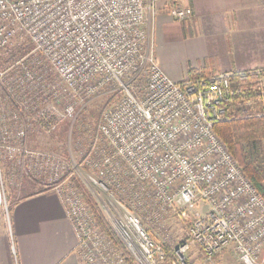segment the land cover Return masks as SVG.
I'll return each instance as SVG.
<instances>
[{"label":"built area","instance_id":"1","mask_svg":"<svg viewBox=\"0 0 264 264\" xmlns=\"http://www.w3.org/2000/svg\"><path fill=\"white\" fill-rule=\"evenodd\" d=\"M150 8L146 0H0V195L6 168L11 187L27 179L61 197L83 264H131L124 251L132 264H192L193 248L214 264L228 247L242 264H264V197L214 131L233 117L235 97L241 116H264V67L171 79L149 43ZM169 14L182 20L191 9ZM16 39L31 47L11 56ZM101 97L97 117L83 122ZM63 124L59 149L42 147Z\"/></svg>","mask_w":264,"mask_h":264},{"label":"crops","instance_id":"2","mask_svg":"<svg viewBox=\"0 0 264 264\" xmlns=\"http://www.w3.org/2000/svg\"><path fill=\"white\" fill-rule=\"evenodd\" d=\"M170 1V8L191 9V15L185 19L191 20L195 30L192 28L187 36L185 29H176L184 32L180 36L183 51L189 53L190 60L197 59L190 69L212 76L264 67V0ZM165 12L157 13L153 24L147 16L148 33L151 26L152 31L156 29L159 17L165 24L175 19ZM154 54L171 79L179 82L188 78V70L174 71L160 62L155 49ZM200 60L202 65L198 63ZM76 245V235L61 197L42 191L14 203L10 238L0 237V264H83Z\"/></svg>","mask_w":264,"mask_h":264},{"label":"trees","instance_id":"3","mask_svg":"<svg viewBox=\"0 0 264 264\" xmlns=\"http://www.w3.org/2000/svg\"><path fill=\"white\" fill-rule=\"evenodd\" d=\"M30 47L31 46L27 40L16 39L14 40L10 48L11 56L22 55L28 49H30ZM202 77L207 78L209 76L198 69L188 70L189 79L193 80ZM95 102V100L92 101L83 109V122H88L89 120H93L97 117L98 111L102 104L100 105V103ZM230 107L235 112L233 117L229 120H224L216 123L214 125V131L219 136V138L227 145L229 151L231 152L237 163L241 166L245 175L256 187L258 192L264 197V116H252L248 118L241 116V111L245 107V105H241V102L237 99V97L232 99ZM252 108L257 111L260 110L261 107L259 104H257ZM65 129V125L63 124L62 127L57 131V139L52 140L51 142L49 141L42 147L50 148L53 150L59 149L57 143H64ZM26 181V185L28 184V187H25L26 185L20 187L19 191L21 194L18 199L43 191V189L36 183L31 182L27 179ZM77 185L82 192L85 202L89 205L100 229L106 235L112 238L120 248H122L121 243L116 239L105 216L98 207L95 198L81 182H77ZM14 203L15 200L12 202V204L14 205ZM13 205L10 206V211H12ZM164 252L165 262L169 263L170 260L174 258V254L172 250H170L166 245H164ZM124 254L126 256V260L132 264V258L128 255V253L124 251ZM215 258H218V256L216 255Z\"/></svg>","mask_w":264,"mask_h":264},{"label":"rangeland","instance_id":"4","mask_svg":"<svg viewBox=\"0 0 264 264\" xmlns=\"http://www.w3.org/2000/svg\"><path fill=\"white\" fill-rule=\"evenodd\" d=\"M147 5H150V9L147 13L149 22H153L154 16L157 13L163 11L165 12L166 9L170 8L171 1L170 0H146ZM184 1V0H183ZM186 1V0H185ZM169 10V9H168ZM165 13H169L166 11ZM161 17L158 18L156 29L154 27L152 31V26L149 29V43L152 47H154L156 54L159 56L158 59L160 62L166 63L169 65V68H173L174 71L189 70L190 68H194L195 61L197 60H190L189 53L187 51H183L182 48V38L180 36L184 35L186 32L191 34L193 23L190 19L184 20H177L173 19L169 21V24H165L160 20ZM154 23V22H153ZM152 23V24H153ZM151 25V24H150ZM175 27V28H174ZM180 27L184 30V32H178L176 29ZM174 28V29H173ZM193 30H195L193 28ZM153 32V33H152ZM201 36V35H200ZM183 37V36H182ZM190 38V37H189ZM158 62V61H157ZM202 65V61L198 62ZM162 68V67H161ZM184 69V71H185ZM97 103L103 104L105 99L103 97L98 98L95 100ZM95 102V103H96ZM46 141L42 140L41 146L45 145ZM3 178L5 183V196L2 194L0 195V237L7 236L8 239L10 238V218H11V211L10 206L13 205L12 202L15 200L17 201L18 197L20 196L19 189H11L10 186V176L6 168H3ZM26 179H23L21 187L25 186ZM173 235L181 239L183 236V229L180 227L179 224H175L173 226ZM193 248V247H191ZM195 253L193 254V252ZM191 253V261L192 264H202V259L199 256H196V250L193 248L189 251ZM218 258H214L215 264H242L239 260L238 256L234 254L232 247H228L223 250L220 254L217 255ZM261 260L264 259V249L260 255Z\"/></svg>","mask_w":264,"mask_h":264}]
</instances>
